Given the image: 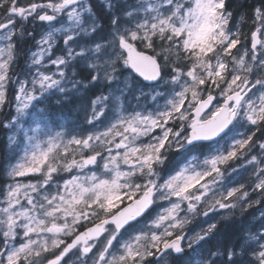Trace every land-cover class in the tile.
Masks as SVG:
<instances>
[{"label": "snow or ice", "instance_id": "1", "mask_svg": "<svg viewBox=\"0 0 264 264\" xmlns=\"http://www.w3.org/2000/svg\"><path fill=\"white\" fill-rule=\"evenodd\" d=\"M236 20L227 0H0V111L11 88L17 113L0 127L34 115L49 128L8 138L23 156L0 193V264H264V225L217 239L264 202V0L248 32ZM73 97L61 125L48 101ZM245 157L250 191L227 182Z\"/></svg>", "mask_w": 264, "mask_h": 264}, {"label": "rangeland", "instance_id": "2", "mask_svg": "<svg viewBox=\"0 0 264 264\" xmlns=\"http://www.w3.org/2000/svg\"><path fill=\"white\" fill-rule=\"evenodd\" d=\"M27 0H21V3H26ZM137 2V0H128V4H133ZM98 7H102L103 5L97 4ZM230 10V9H229ZM232 11V10H230ZM234 15L237 17V20L234 21L235 23H240V28L243 32H248L249 28L251 27V21L246 20L244 22L239 21V17L241 15L245 16V13L238 9L237 11H232ZM104 20H107L105 17ZM104 23L106 24L107 21ZM28 28H31L32 26L29 24L27 25ZM19 31V29L17 30ZM39 30H37L38 32ZM28 44H21V48L23 51H21L13 64L12 72L19 75L20 78H23L27 72L28 68L26 65V56L25 53L28 51ZM144 52L152 54L151 49H140ZM128 70H126L127 72ZM134 75V74H133ZM137 81L139 82L140 86H142L145 90L148 89L147 83H145L141 78L138 76L136 77ZM13 89L9 88L6 100V106L3 109V111H0V121L7 122L9 119L16 120L17 119V113L15 108V99L13 96ZM55 99V98H53ZM77 98L73 97L71 102L68 103H62L61 105H55L53 103V100L50 99L48 101V107L50 109V114L53 116V119L56 120L59 124L65 125L66 119L65 118H72L75 117L76 114L73 112L74 107L77 104ZM41 107H44L42 104ZM62 114V115H61ZM79 118V117H77ZM39 128V132H33V129ZM17 131L19 134L17 135ZM49 131V128H45L42 123H40L39 118L34 115H24L22 117H19V123L17 125L16 131H9L8 129H5L3 127H0V193H4L7 190V185L11 182L9 176L7 175V171L10 170L11 166L17 162L22 156L23 152H16L15 151V145L9 144L8 138L9 136L14 137L16 143H20L23 141L24 133L27 132L28 135H35L39 138L41 141H47L49 139V136L46 134ZM50 131L52 135L54 136L56 132H66L67 128L65 126L57 127L54 124L50 126ZM159 129H156V132H159ZM155 133H153L154 135ZM257 136H259V133H257ZM255 139V138H254ZM6 145L8 147L6 148ZM199 155V154H198ZM203 159V157H201ZM248 157H245L242 160H233L229 162V165L225 166L228 167L229 172L231 173L228 177V183H230L233 186H238L240 183H244L248 190L250 191V186L252 185L253 181L255 180V176L253 174L252 166L247 164ZM231 165H235L237 168L236 172H231ZM161 175H165V172L162 171ZM20 180H23L24 182H36V180L32 177H22L18 178ZM256 193H252L250 198H255ZM4 199L3 195H0V200ZM168 206V201H161L158 205L154 206L151 217L148 218V222H150L151 218H154L157 213H163L165 211V208ZM261 212H264V202H261L258 205L253 206L252 208H249L243 215L239 214V211H237L236 217L221 221L220 224V232L218 234L217 239L223 242H236L237 237L245 230L248 229H256L261 227V225H264V220L261 219H255L259 216ZM216 219H219V216L217 214H210L208 217H201L198 221H194L192 224H190L188 227L192 231L198 230L200 227H207L208 222L215 221ZM227 231V233H230L229 235H224V233ZM251 257H246L245 259H250Z\"/></svg>", "mask_w": 264, "mask_h": 264}, {"label": "trees", "instance_id": "3", "mask_svg": "<svg viewBox=\"0 0 264 264\" xmlns=\"http://www.w3.org/2000/svg\"><path fill=\"white\" fill-rule=\"evenodd\" d=\"M255 3H258V0H227V4L229 5V9L232 11H237L238 9L242 10L245 13V18L247 20V15L251 11V6ZM98 7V6H97ZM100 10H102V7H98ZM105 22L107 20H104ZM224 235H229L227 231L224 233Z\"/></svg>", "mask_w": 264, "mask_h": 264}, {"label": "water", "instance_id": "4", "mask_svg": "<svg viewBox=\"0 0 264 264\" xmlns=\"http://www.w3.org/2000/svg\"><path fill=\"white\" fill-rule=\"evenodd\" d=\"M138 51V50H137ZM145 53V52H144ZM145 54H147V53H145ZM135 75V74H134ZM140 78V77H139ZM142 79V78H141ZM145 82V81H144ZM145 83H147V82H145Z\"/></svg>", "mask_w": 264, "mask_h": 264}, {"label": "flooded vegetation", "instance_id": "5", "mask_svg": "<svg viewBox=\"0 0 264 264\" xmlns=\"http://www.w3.org/2000/svg\"><path fill=\"white\" fill-rule=\"evenodd\" d=\"M32 26V25H31Z\"/></svg>", "mask_w": 264, "mask_h": 264}]
</instances>
